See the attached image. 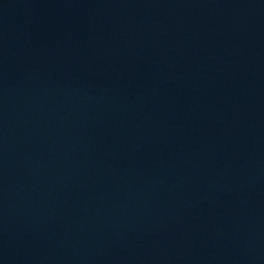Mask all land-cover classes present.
I'll return each instance as SVG.
<instances>
[{
    "label": "water",
    "instance_id": "water-1",
    "mask_svg": "<svg viewBox=\"0 0 264 264\" xmlns=\"http://www.w3.org/2000/svg\"><path fill=\"white\" fill-rule=\"evenodd\" d=\"M0 264H264V0H0Z\"/></svg>",
    "mask_w": 264,
    "mask_h": 264
}]
</instances>
